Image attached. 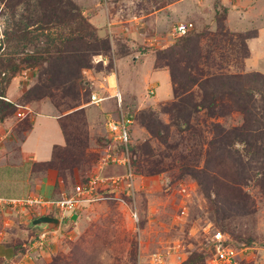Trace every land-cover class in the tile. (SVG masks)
Listing matches in <instances>:
<instances>
[{
    "label": "rangeland",
    "instance_id": "374dc122",
    "mask_svg": "<svg viewBox=\"0 0 264 264\" xmlns=\"http://www.w3.org/2000/svg\"><path fill=\"white\" fill-rule=\"evenodd\" d=\"M73 1L84 15V9L90 13L97 6L91 0ZM142 1L145 4L123 5V14L132 8L134 15L130 13L126 18L132 20L133 27L125 28L128 36L116 34V47L112 49L110 43L115 54L109 51L101 55L106 64L91 57L89 68L80 75L76 88L79 92L69 82L67 91L57 90L55 85L74 81L82 60L64 56L51 61L48 81L53 96L44 98L55 111L67 115L62 123L69 146L58 151V155L65 159L66 167L73 168L62 176L57 168L60 162L52 167L57 171L58 193H67L76 178L92 175L109 143L105 133L107 119L102 113L89 127L86 112L74 113L68 106L87 104L93 92L110 95L100 83L105 86L107 76L115 74L112 83L118 78L127 89L123 108L134 117L132 145L136 164L142 168H133L134 191L119 193L124 203L117 199L98 201L82 209L78 220L63 221L64 230L57 235L54 246L40 254L34 252L24 263L53 264L60 259V264H152L154 254L163 252L167 254H163L166 264H184L194 253L207 256L212 235L221 231L230 236L231 244L246 248L237 264H264V0ZM17 12L13 17L5 2L0 1L3 37L4 31L19 19L23 7ZM183 23L193 24L191 31L183 36L173 35L174 28ZM189 33H207V38L200 40L195 59L200 57L202 66L207 56L212 59L210 77L238 75L244 110L232 106L228 115L219 116L201 107L204 97L211 96L212 91L224 93L227 102L233 96L227 91L231 88L215 81L209 85L208 76L197 71L187 72L197 75L201 86L194 85L181 92L182 99L175 98L177 84L172 82L168 62L172 59L171 49L174 51V45ZM252 49L255 60H251ZM116 57L126 60L116 64ZM175 59L182 61L178 64L182 68L183 56ZM164 70L169 76V88L163 75L156 74ZM31 71H36L35 78L29 76ZM38 71L23 65L13 78L16 86L12 89L17 87L22 92L16 101L19 105L36 102L30 100L34 99L30 94H24L39 84ZM175 73L184 72L176 69ZM156 80L160 84L157 89ZM6 99L9 100L7 93ZM53 102L59 103L55 104L58 109ZM112 104L107 105L109 110L116 107L115 102ZM90 105L91 109H101ZM19 112L26 116L20 118ZM27 113L17 107L7 119L16 122L18 141L30 125ZM246 133L251 136L250 143L235 140L224 145L223 134L236 138ZM8 159L13 162L12 156ZM153 162L159 169L151 173L147 169ZM48 169L38 168L35 172L41 175ZM120 189L123 191V186ZM213 202L218 208L214 209ZM133 212L138 214V221Z\"/></svg>",
    "mask_w": 264,
    "mask_h": 264
},
{
    "label": "trees",
    "instance_id": "16d2710c",
    "mask_svg": "<svg viewBox=\"0 0 264 264\" xmlns=\"http://www.w3.org/2000/svg\"><path fill=\"white\" fill-rule=\"evenodd\" d=\"M5 2L7 11L14 17L17 15L19 7H23V13L20 14L19 19L14 23L11 29L4 31V37L0 45V121L7 120L12 114L15 113L20 103L10 101L6 99L7 88L15 76L22 70V66L25 65L29 68L39 69L38 80L39 84L32 86L30 91L26 92L31 95L30 100H41L43 98H51L53 96V87L50 86V68L51 61L57 60L66 56L67 58L76 59L79 57L82 62H79L80 70L76 73L74 81H67L60 83L57 86V90L63 89L67 91L68 82L74 91L79 92L76 88L80 81V75L83 69L89 68L91 64V57L102 55L109 52L111 49L110 40L107 37H100L97 27L90 22L86 15L83 14V9L78 7L73 0H0ZM223 12H227L224 9ZM218 16V15H217ZM221 36H226L223 32H218ZM216 34V35H217ZM241 35V34H240ZM243 36V35H241ZM240 37V36H239ZM207 38V33H189L187 36L179 39V43L174 45V51L171 49V57L168 64L170 65V74L173 84H177L174 87V96L176 99H182L184 94L181 92L189 91L194 85L202 82L197 75H191V72H199L201 76H208L206 83L209 85L213 81L224 86L229 87L231 90H227L232 94L231 101L223 97L224 93L212 91L211 96L206 95L201 102L200 106L211 110L212 114H218L219 116H226L231 112L232 106L235 109L244 110V102L239 98V77L238 75H220L209 76L211 69L213 68L212 59L207 56L205 66L201 65V59H195L197 55L196 50H200V40ZM68 47L74 49L68 50ZM18 58L17 55H21ZM177 56H183L182 68L178 66L182 61L175 59ZM42 69V71L40 70ZM184 72L183 74H176L175 70ZM199 75V76H200ZM78 76V81H77ZM49 80V81H48ZM52 87V88H51ZM52 90V91H51ZM91 95V94H90ZM90 99V97H89ZM53 104H59L54 103ZM90 105V101L87 103ZM87 104L78 105L74 107L68 106L69 111L85 112ZM58 109V105H55ZM84 109V110H83ZM68 112V111H66ZM65 113V112H64ZM132 115V114H131ZM67 116L63 114V117ZM133 116V115H132ZM215 116V115H213ZM62 117V118H63ZM61 125L65 132L67 142L63 147H55L53 151V158L45 163H36L34 170L38 168H52L56 162H60L61 165L58 168V172L64 176L67 171H71L73 166L66 167L64 160L59 157L58 151L69 146V137L66 130L63 127L62 119ZM31 128V123L28 130ZM235 131V130H234ZM250 134L241 135L238 137H232L228 134H223L224 145L227 146L235 140H246L250 143ZM131 161L133 168L135 166L138 171L142 168L136 164V150L134 145L130 147ZM63 162V163H62ZM76 166V165H74ZM158 164L151 163L148 172L154 173L158 170ZM136 171V170H135ZM136 173V172H135ZM89 178V177H88ZM88 178H76L73 183L72 189L67 194L73 193L79 186L85 184ZM58 184L55 188L58 191ZM219 192V190H217ZM112 201V200H109ZM214 203V202H213ZM216 203V202H215ZM215 208L217 203L215 204ZM0 221V231L1 229ZM13 243V242H12ZM13 249L15 254L22 253L24 255L28 246L30 245L28 240L18 238V241L13 243ZM208 255L194 253L191 255L184 264H205ZM53 264H60V259H55ZM0 264H6L4 260L0 259Z\"/></svg>",
    "mask_w": 264,
    "mask_h": 264
},
{
    "label": "crops",
    "instance_id": "0c3cea01",
    "mask_svg": "<svg viewBox=\"0 0 264 264\" xmlns=\"http://www.w3.org/2000/svg\"><path fill=\"white\" fill-rule=\"evenodd\" d=\"M91 1L97 6L90 13L84 9V13L90 22L97 27L99 36L109 38L112 49L116 47L117 35L128 36L125 30L129 29L133 23L132 20H129L130 18H126L130 13L134 15V13H132L133 11H131L132 8L129 9V13L123 14L121 12L124 8L123 5L137 4L136 6H138L140 4H145L142 0ZM118 5L120 6L118 7ZM116 10H118V12H116ZM112 49H110V52L115 54ZM129 50L133 51L130 47ZM251 52L252 60L254 58L253 49ZM121 60L125 61L126 57H116L114 62L120 64ZM138 63L140 62L137 61V64ZM122 71L123 69L121 72ZM35 72L36 71H31L29 76L35 78ZM160 73L163 75L165 86L169 88V76L167 72L165 70L163 72H157L156 74H158V77L161 76ZM113 75L115 74L107 76L105 86L104 83H100V85L106 88L110 96L114 95V93L119 90L124 97L127 94V89L121 84L118 78L112 83ZM14 79L8 87L7 95L10 101L16 102L19 100L22 92L21 89L17 87L16 89H12L13 86H16V81H14ZM155 86L156 89L160 87L158 80H156ZM114 102L115 99L111 98L109 101H106V103L100 105L101 107L99 108L101 109L99 111L91 109V107H93L92 105L87 106L85 108V114H87L88 117L89 127L97 118H100V113H102L101 116L106 117L107 112L110 111L107 105L112 107L111 105H113L112 103ZM27 107L31 110V113H29L31 128L22 132L20 141L15 139V134L18 133L17 129H15L16 122L11 119L3 122L0 121V201H2L0 202V221L2 223V231H0V259L4 260L6 264L21 263L22 253L15 254L13 243L17 242L18 238H20L29 241L30 245L28 248H31L34 243L36 244L37 236L43 229L35 227L33 224L31 226L28 224H31L35 218L48 214L44 213V211H38L36 207L14 208L6 204V202L24 200L28 197H42L45 200L57 199L67 194L64 191L58 193L55 188L57 184V171L55 169L50 168L41 175H37L34 170L36 163H45L53 158L55 147H63L66 145L67 138L61 125L63 114L55 111L52 104L47 102L44 98L37 100L35 103H29ZM9 156L13 157V162L9 161ZM95 171H93V173ZM124 171L125 169L123 166L111 165L106 168V173L110 175L122 174ZM84 208L85 206L76 213V220L80 218V211ZM20 225H23V227ZM62 226L63 223L57 231L48 237V240L37 244L36 248L38 252L33 249V254L34 252L40 254L42 251H46L50 249V247L52 248L55 244L54 241L57 240V235L64 230Z\"/></svg>",
    "mask_w": 264,
    "mask_h": 264
},
{
    "label": "built area",
    "instance_id": "2783aa9c",
    "mask_svg": "<svg viewBox=\"0 0 264 264\" xmlns=\"http://www.w3.org/2000/svg\"><path fill=\"white\" fill-rule=\"evenodd\" d=\"M193 24L183 23L174 28L173 35L183 36L191 31ZM2 30L0 23V45L2 41ZM100 58V59H98ZM97 62L106 61L101 55L95 57ZM111 98L115 99L116 107L107 112L106 116V132L108 145L105 147L102 156L95 165V172L88 178V181L79 186L73 193L66 194L57 199L45 200L42 197H28L24 200L9 201L6 204L18 207H36L40 211H44L49 215L57 216L61 219V223L67 219H71L73 214H76L82 207H86L98 201L119 200L124 203L120 192H133L136 173L133 170L131 161L130 147L132 144L131 126L134 122V117L130 112L123 108V96L119 90L114 95H106L103 93L93 92L90 96V104L100 106ZM20 109H26L27 114L31 110L27 106L18 105ZM18 116L24 118L25 112H19ZM111 165L123 166L125 171L122 174L110 175L106 173V168ZM124 184V185H121ZM121 186L124 190L121 191ZM129 195V194H128ZM2 202V201H0ZM136 221L139 217L136 212H133ZM55 231L43 229L37 236L36 244L28 248L22 255L20 264H28L27 261L33 256V249H37V244L48 240V237ZM212 247L208 253L205 264H237L242 257V252L246 248H238L230 243V236L227 233L216 231L212 235ZM170 252V251H169ZM168 252V254H169ZM163 252L155 253L153 263L166 264L167 258L163 256ZM167 255V254H166Z\"/></svg>",
    "mask_w": 264,
    "mask_h": 264
},
{
    "label": "water",
    "instance_id": "95a60500",
    "mask_svg": "<svg viewBox=\"0 0 264 264\" xmlns=\"http://www.w3.org/2000/svg\"><path fill=\"white\" fill-rule=\"evenodd\" d=\"M73 220L77 219V215L74 214L72 216ZM32 224L35 227L38 228H42V229H46V230H52V231H57L61 225V219L57 216H53V215H41L37 218H35L32 221Z\"/></svg>",
    "mask_w": 264,
    "mask_h": 264
}]
</instances>
